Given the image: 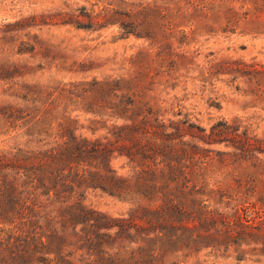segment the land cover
<instances>
[{
    "label": "rangeland",
    "instance_id": "1",
    "mask_svg": "<svg viewBox=\"0 0 264 264\" xmlns=\"http://www.w3.org/2000/svg\"><path fill=\"white\" fill-rule=\"evenodd\" d=\"M80 136L113 141L117 176L143 149L188 176L168 202L80 189L112 227L105 259L264 264V0H0V156ZM16 224L0 207V264Z\"/></svg>",
    "mask_w": 264,
    "mask_h": 264
},
{
    "label": "trees",
    "instance_id": "2",
    "mask_svg": "<svg viewBox=\"0 0 264 264\" xmlns=\"http://www.w3.org/2000/svg\"><path fill=\"white\" fill-rule=\"evenodd\" d=\"M34 101L41 102L42 98ZM8 109L9 116L16 118V109L13 106ZM39 123L31 127L28 136L41 135L42 131L36 130ZM132 128L138 129L136 125L119 128L118 137L123 139L124 132ZM106 139L103 142L80 136L63 143L31 139L28 143L37 144V149H18L9 156H0L5 160V165H0V176L3 177L0 199L6 202L0 207L2 212L12 211L17 217L16 229L9 237L17 254L5 264H93V258L100 264H113V258L107 260L100 252L105 235L112 237L102 233L112 229L107 224V216L86 208L79 200L73 202L78 191L100 188L112 195L125 192L150 201L158 198L168 202L170 194L179 189L181 178L188 177L180 163L162 161L163 168L146 163L150 155L143 151L145 149L141 153L144 162L136 160L134 153H128L131 162H137L131 175L117 176L111 167L115 152L113 141ZM7 160L11 164L6 163ZM174 182L176 188L171 187ZM146 209L143 211L147 214L152 212ZM139 210L132 212L131 218ZM156 213L162 214L161 210ZM131 218L123 220L125 226L118 235L131 234L130 230L134 228ZM141 228L137 227V230ZM38 254L42 257L36 258ZM51 255H54L53 259H50ZM125 260H120L119 264H124Z\"/></svg>",
    "mask_w": 264,
    "mask_h": 264
}]
</instances>
